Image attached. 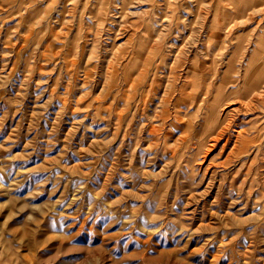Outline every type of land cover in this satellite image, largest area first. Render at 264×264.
Returning <instances> with one entry per match:
<instances>
[{"label":"rangeland","instance_id":"rangeland-1","mask_svg":"<svg viewBox=\"0 0 264 264\" xmlns=\"http://www.w3.org/2000/svg\"><path fill=\"white\" fill-rule=\"evenodd\" d=\"M245 71L264 0H0V264H264Z\"/></svg>","mask_w":264,"mask_h":264},{"label":"bare ground","instance_id":"bare-ground-1","mask_svg":"<svg viewBox=\"0 0 264 264\" xmlns=\"http://www.w3.org/2000/svg\"><path fill=\"white\" fill-rule=\"evenodd\" d=\"M248 69V68H247ZM247 69H246V71H247ZM245 71V73H243L244 74V78H243V84H246V85H244V87H245V89L243 90V92H241L240 91V89L239 90H237V91H227V94H224L226 91H223V89H224V86L223 87H218L217 89H216V91H215V94H214V101H217V100H222V101H225V100H229V99H231L230 97H231V95H235V94H240V92H241V95L242 96H244V98L245 99H247L246 101L248 102V100H250L248 103H252L253 101V98L255 99V101L256 100H259L260 98H261V95L263 94L262 92H264V86H262V85H256L255 87H254V89H252V90H250V84H248L249 83V80H250V74L248 73V72H246ZM235 74H236V72H234ZM238 73V72H237ZM240 73V72H239ZM242 73V72H241ZM192 74V73H191ZM240 75V74H239ZM212 77H210V79L208 80V87H207V89L203 92H201V94L202 93H204V95H207L208 96V94L209 93H211L212 91H211V89H212V84L214 83V81H215V79H216V77H217V72H215L214 71V73L211 75ZM191 78V77H190ZM242 79V78H241ZM239 80V78H236L233 82H237ZM192 81V80H191ZM240 83V82H239ZM204 84V83H203ZM202 84V85H203ZM229 85V84H228ZM234 86V85H233ZM194 87V86H193ZM195 89H197L196 88V86H195ZM194 90V89H193ZM204 90V89H203ZM229 90V89H228ZM233 90V89H232ZM197 91H200L199 89L197 90ZM211 91V92H210ZM194 92H195V90H194ZM224 94V95H223ZM195 95V94H194ZM196 95L198 96V93L196 92ZM195 95V96H196ZM263 96V95H262ZM206 97V96H205ZM195 99V98H194ZM203 99H204V96H203ZM252 99V100H251ZM200 100V99H199ZM201 101V100H200ZM205 101H206V99H205ZM204 101V102H205ZM199 102V101H198ZM244 103V104H246V105H248V103ZM201 103V102H200ZM216 103V102H215ZM245 105V106H246ZM249 106V105H248ZM213 107V106H212ZM214 108V107H213ZM217 108V107H216ZM215 108V109H216ZM198 110H199V108H198ZM212 113V112H211ZM198 114V113H197ZM214 117V116H213ZM213 117L212 116H209V118H211V120H209V121H207V125H210L211 124V121L213 120ZM202 123H203V121H202ZM255 124V123H254ZM214 128V127H213ZM220 135H221V133H220ZM244 139V138H243Z\"/></svg>","mask_w":264,"mask_h":264}]
</instances>
